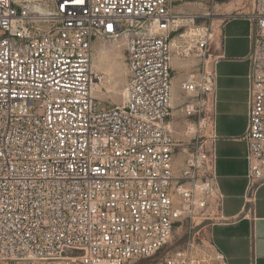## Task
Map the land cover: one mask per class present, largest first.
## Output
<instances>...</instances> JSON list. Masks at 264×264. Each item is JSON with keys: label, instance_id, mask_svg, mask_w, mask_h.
Masks as SVG:
<instances>
[{"label": "built area", "instance_id": "built-area-1", "mask_svg": "<svg viewBox=\"0 0 264 264\" xmlns=\"http://www.w3.org/2000/svg\"><path fill=\"white\" fill-rule=\"evenodd\" d=\"M253 2L248 193L264 184V0ZM199 18L174 0H0L2 263L128 264L180 228L185 244L164 264H226L211 235L226 222L212 112L219 56ZM98 39L124 49L122 104L99 107L93 94ZM172 57L197 59L181 83L192 94L187 142L169 124Z\"/></svg>", "mask_w": 264, "mask_h": 264}, {"label": "crops", "instance_id": "crops-1", "mask_svg": "<svg viewBox=\"0 0 264 264\" xmlns=\"http://www.w3.org/2000/svg\"><path fill=\"white\" fill-rule=\"evenodd\" d=\"M250 29L246 16L227 19L213 48L219 56L213 63L216 174L226 222L212 226L211 235L226 264H264V184L247 192L246 142L241 138L247 128Z\"/></svg>", "mask_w": 264, "mask_h": 264}, {"label": "rangeland", "instance_id": "rangeland-1", "mask_svg": "<svg viewBox=\"0 0 264 264\" xmlns=\"http://www.w3.org/2000/svg\"><path fill=\"white\" fill-rule=\"evenodd\" d=\"M253 0H174V10L186 13H196L200 15L197 22L210 24L213 30V45L217 41L222 24L229 18L235 16H246L253 10ZM218 33V34H217ZM99 55L106 56L102 63L97 66ZM173 58V57H172ZM177 62L173 65L172 80L177 95L176 104L171 106V116L169 124L173 130V136L178 141H189L186 127L191 122L182 111L184 101L192 99V94L186 93L181 83L186 74L193 69V64L197 62L194 58L175 57ZM182 61H181V60ZM179 60V61H178ZM188 61V62H187ZM118 64L117 73L111 71L113 65ZM102 65V66H101ZM111 66V67H110ZM91 69L97 74L98 79L94 85L93 94L104 106L105 104L119 105L124 100V89L127 80V68L125 61V52L121 44L108 40L98 39L94 42L92 48ZM120 78V82L117 81ZM177 83V84H176ZM178 85H180L178 87ZM178 88V89H177ZM178 93V94H177ZM179 96V97H178ZM180 154L179 157H181ZM181 159V158H180ZM186 236L182 229H175L169 243L151 257L132 260L128 264H164L163 259L167 253L180 249L184 246ZM0 264H4L0 261Z\"/></svg>", "mask_w": 264, "mask_h": 264}, {"label": "bare ground", "instance_id": "bare-ground-1", "mask_svg": "<svg viewBox=\"0 0 264 264\" xmlns=\"http://www.w3.org/2000/svg\"><path fill=\"white\" fill-rule=\"evenodd\" d=\"M105 58H106V56L99 55V57H98V59H97V63H96V65L99 66V65L102 63L103 59H105ZM175 59H176V58L174 57V58H173V63H172L173 65L176 64V63H179V64L181 63L179 60H178L179 62H177ZM180 60H181V59H180ZM181 61H182V60H181ZM187 62H188V61H187ZM181 64H182V63H181ZM101 66H102V65H101ZM110 67H111V66H110ZM110 69H111V71L114 70V72L117 73L116 70L119 71L118 64L115 63V65H113ZM120 80H121L120 78H117V81L120 82ZM176 84H177V83H176ZM174 85H175V84H174V82H173V80H172L171 106H173V107H174V104H176V103H175L176 100L178 99V98H177V95H176V93H175L176 91H175V89H174V88H175ZM175 86H176V85H175ZM179 86H180V85H178V87H179ZM177 89H178V88H177ZM177 94H178V93H177ZM178 97H179V96H178ZM178 100H179V99H178Z\"/></svg>", "mask_w": 264, "mask_h": 264}, {"label": "snow or ice", "instance_id": "snow-or-ice-1", "mask_svg": "<svg viewBox=\"0 0 264 264\" xmlns=\"http://www.w3.org/2000/svg\"><path fill=\"white\" fill-rule=\"evenodd\" d=\"M78 2L83 3V0H78Z\"/></svg>", "mask_w": 264, "mask_h": 264}]
</instances>
